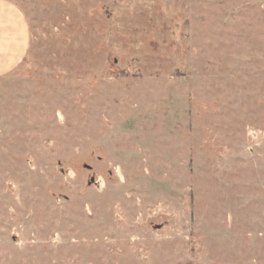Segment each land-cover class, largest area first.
<instances>
[{
	"label": "rangeland",
	"instance_id": "1",
	"mask_svg": "<svg viewBox=\"0 0 264 264\" xmlns=\"http://www.w3.org/2000/svg\"><path fill=\"white\" fill-rule=\"evenodd\" d=\"M2 1L0 264H264V0Z\"/></svg>",
	"mask_w": 264,
	"mask_h": 264
},
{
	"label": "crops",
	"instance_id": "2",
	"mask_svg": "<svg viewBox=\"0 0 264 264\" xmlns=\"http://www.w3.org/2000/svg\"><path fill=\"white\" fill-rule=\"evenodd\" d=\"M6 9L9 13H5ZM0 13H5L0 19L4 23L0 24V72H3L14 66L21 58L26 46V33L22 22L17 19L16 12L2 0Z\"/></svg>",
	"mask_w": 264,
	"mask_h": 264
}]
</instances>
